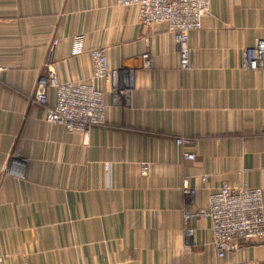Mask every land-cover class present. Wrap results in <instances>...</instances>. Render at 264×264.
<instances>
[{
	"label": "crops",
	"instance_id": "crops-1",
	"mask_svg": "<svg viewBox=\"0 0 264 264\" xmlns=\"http://www.w3.org/2000/svg\"><path fill=\"white\" fill-rule=\"evenodd\" d=\"M260 37L264 0H211L182 69L165 27L116 0H0L4 264H264V241L218 257L209 221H184L222 182L264 199V70L242 65ZM95 47L124 71L118 103L92 79ZM51 59L59 81L103 90L105 124L86 134L45 121L34 90Z\"/></svg>",
	"mask_w": 264,
	"mask_h": 264
},
{
	"label": "built area",
	"instance_id": "built-area-1",
	"mask_svg": "<svg viewBox=\"0 0 264 264\" xmlns=\"http://www.w3.org/2000/svg\"><path fill=\"white\" fill-rule=\"evenodd\" d=\"M124 7H134L138 20L144 25L162 24L172 35L179 63L182 69L189 68L188 39L191 31L201 27L203 17L209 12L211 0H116ZM83 35L73 38V52L82 50ZM56 44V40L53 41ZM93 65L92 79L108 84L113 91V103H118L122 92L129 84L121 81L124 71L109 65L105 49L95 47L89 50ZM146 58V54H143ZM148 63V60H146ZM244 68L264 70V37L257 38L253 46L244 52ZM130 72L128 71V74ZM1 75V68H0ZM50 91L53 102H49ZM35 101L45 108L44 119L47 123L58 124L68 132L86 133L91 127L106 122L107 104L104 92L91 81H59L56 61L45 63V74L38 77ZM183 137L175 139L178 145L186 144ZM184 158L192 160V152H184ZM141 172H149V163H141ZM193 216L209 221L212 243L218 257H224L230 247L240 242L264 241V199L259 186L232 187L222 182L216 191L208 196L205 206L195 213L184 216L187 223ZM192 230L185 227V234ZM0 264H4L0 256Z\"/></svg>",
	"mask_w": 264,
	"mask_h": 264
}]
</instances>
